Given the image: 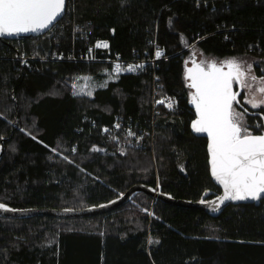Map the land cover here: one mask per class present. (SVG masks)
Segmentation results:
<instances>
[{
    "label": "trees",
    "instance_id": "16d2710c",
    "mask_svg": "<svg viewBox=\"0 0 264 264\" xmlns=\"http://www.w3.org/2000/svg\"><path fill=\"white\" fill-rule=\"evenodd\" d=\"M96 38L125 59L149 56L156 40L166 56L155 70L158 96L172 109L160 105L151 123L148 69L114 76L106 63L68 58ZM191 44L205 56L254 59L263 76L264 0H67L49 34L0 39V203L77 209L135 183L190 201L218 194L207 138L192 129ZM80 75L108 79L79 95L72 81ZM246 109V127L260 133L264 106ZM117 115L152 132L144 149L115 151L104 130ZM0 264H264V198L214 217L143 192L87 217L0 216Z\"/></svg>",
    "mask_w": 264,
    "mask_h": 264
},
{
    "label": "snow or ice",
    "instance_id": "6c2138e0",
    "mask_svg": "<svg viewBox=\"0 0 264 264\" xmlns=\"http://www.w3.org/2000/svg\"><path fill=\"white\" fill-rule=\"evenodd\" d=\"M64 8L65 0H0V35L36 33L49 29L61 17ZM107 46L106 42L97 43V47ZM156 55L160 56L161 53L157 51ZM224 63L229 68L227 72L214 62L209 63L206 70L198 64L188 69L191 83L187 86L195 89L191 94V102L198 114L192 127L197 133H206L209 138L210 172L225 191L224 197L218 198L220 202L227 199H262L264 133L253 135L241 122L247 109L242 113L233 109V101L239 103L236 99L239 93L231 90L232 80L235 78L240 81L243 73L235 61L221 62ZM136 67L141 66L129 65L125 69L116 64L112 71H134ZM259 91L264 93V88ZM249 103L256 108L264 104V101L260 104L252 101ZM129 135L135 134L129 132ZM3 207L0 205V208Z\"/></svg>",
    "mask_w": 264,
    "mask_h": 264
},
{
    "label": "water",
    "instance_id": "95a60500",
    "mask_svg": "<svg viewBox=\"0 0 264 264\" xmlns=\"http://www.w3.org/2000/svg\"><path fill=\"white\" fill-rule=\"evenodd\" d=\"M66 2H67V0H65V7H66ZM64 12H65V8H64V11H63L61 17L64 15ZM57 21H55L54 23H56ZM46 30L47 29H44V30H41V31L36 32V33L14 34L11 36L5 34V35H0V39H11L12 40V39L27 38V37H31V36H38V35L46 32ZM197 64L200 65L199 63H197L195 58L192 57L190 64L187 65V67H186V72H185L186 78L189 77L188 69L194 68L195 65H197ZM201 68H204L205 70L207 69V67L205 68L203 66H201ZM187 81H189L188 84L191 83L190 77H189V80H187ZM231 90L234 93H237V92L239 93L240 86H238L235 90L233 82H232ZM193 92H195V89H193ZM238 96L236 98L237 101H239ZM233 103H235L237 105H241L240 101H239V103H236V101H233ZM193 107H194L195 113H196V118L194 120H197L198 114L196 112V108H195L194 104H193ZM243 109H246V108L244 107ZM192 129H193V127H192ZM262 133H264V127L260 133H256L253 135H261ZM197 134H200V135L205 136L207 138V152H208L207 162H208V167H209V158H210L209 157V138H208L206 133H197ZM2 150H3L2 146H0V156H1ZM209 174H210V178H211L212 182L216 186L219 187L220 192L218 194L211 196L208 199H205V198L208 196L209 191L203 192V194L201 195L199 200L190 201V200H183V199H175L172 196H170L169 194H165V193H162L160 191L155 190V188H153V187L147 186L143 183H135V184H132L131 186H129L124 192H122L121 194H119L118 196L114 197L113 199H111L107 202H104V203H101L98 205H92V206H87V207H83V208H77V209H72V208L53 209V208H36V207H28V208H21L20 209V208H12V207H9V206H6V205L0 203V205L4 206L3 208H0V216L10 217V218H23V217H29V216H33V215L43 214V215H48V216L58 217V218L87 217V216L102 214V213H106V212H109L111 210H114V209L122 206L126 202L130 201L134 197V195L138 192H143L151 198L158 199V200H161V201L169 203V204L182 206V207L198 208V209L205 211L206 213H208L209 215H211L213 217L217 216L222 211V209L229 204H239V203H255V204H258L260 202L261 199L253 200V199L249 198L246 200L227 199V200H224L223 203H221L218 198L224 197V195H225L224 187H223V185L219 184L212 177L211 172H210V167H209Z\"/></svg>",
    "mask_w": 264,
    "mask_h": 264
},
{
    "label": "built area",
    "instance_id": "2783aa9c",
    "mask_svg": "<svg viewBox=\"0 0 264 264\" xmlns=\"http://www.w3.org/2000/svg\"><path fill=\"white\" fill-rule=\"evenodd\" d=\"M55 23L50 26L46 32L41 35L49 34L52 31ZM98 42H106L107 47H97ZM91 50V51H90ZM159 51L161 53L160 56L156 55V52ZM133 53V52H132ZM53 59L57 58L60 60V56L52 55ZM166 56L164 55L163 48L160 47L156 40L152 41V53L146 57H139L138 55H134L129 59L123 58L116 51H112L110 49L109 40L106 38H96L92 42L88 43L85 47V51L82 54L75 55L74 52L70 53L69 57L73 61H78L84 63H106L108 65V70L110 75L118 76L125 74H139L146 69L151 71L152 75V84H151V110H152V118L151 123L153 124V117L158 111V107L160 105L165 106L168 109H172V99L168 96H158V90L161 86L159 82V77L157 76L155 70L158 68V64L160 60L164 59ZM22 59L27 58L26 56H21ZM44 58H47L44 56ZM119 64L122 68H127L129 65L141 67H136L134 71H121L119 73H113V66ZM163 101V103H159ZM170 105V106H169ZM129 132L134 133L135 135H129ZM104 134L107 136V139L112 143L113 148L118 153H124L129 149H144L146 146V138L151 135L152 132H149L147 129H136L134 125L131 124L130 121H126L121 116H115L112 125L104 130ZM150 138V139H151ZM155 190L160 191L159 184H156Z\"/></svg>",
    "mask_w": 264,
    "mask_h": 264
},
{
    "label": "rangeland",
    "instance_id": "374dc122",
    "mask_svg": "<svg viewBox=\"0 0 264 264\" xmlns=\"http://www.w3.org/2000/svg\"><path fill=\"white\" fill-rule=\"evenodd\" d=\"M184 49L190 50V55L187 58V65L190 64L192 57H194L197 63H199L201 66L205 68L209 63L214 62L217 64L218 67H222L223 71L227 72L229 71L227 63L221 64V62L235 61L236 63H238L240 66V71L243 73V75L240 77V81H237V79L234 78L232 82L233 85H236L237 87L240 86L239 94L242 95L241 101L244 103V105H246L250 109H258L264 106V104H261L260 107L253 108L252 104L249 103V101H252L260 104L261 101H264V93L259 91L260 88H264V75L258 76L255 74V71L253 69L254 59H251L246 56H230L224 58L205 56L199 50L195 49V46H193V44L186 46ZM83 78H90V79H83ZM107 79L108 77H106L103 81L105 82ZM187 80H189V77H187ZM72 82L73 85L74 84L76 85L75 87L72 88L73 93L79 95H89L88 94L89 92L92 93L95 88L101 86L104 83V82H98L96 78L90 75L76 76L73 78ZM81 89L83 90L81 91ZM190 91L191 94L194 93L192 88H190ZM233 109L236 112H241V113L243 112L235 104H233ZM241 122L246 126L245 114L243 115V120Z\"/></svg>",
    "mask_w": 264,
    "mask_h": 264
},
{
    "label": "flooded vegetation",
    "instance_id": "af4514ba",
    "mask_svg": "<svg viewBox=\"0 0 264 264\" xmlns=\"http://www.w3.org/2000/svg\"><path fill=\"white\" fill-rule=\"evenodd\" d=\"M236 88H237V86L235 85V86H234V89L236 90ZM240 95H241V94H239L238 98L240 97ZM239 101H240V104H241V105H236V106H237L238 108H241V109L244 108V107L246 108V106L244 105V103H243L241 100H239Z\"/></svg>",
    "mask_w": 264,
    "mask_h": 264
}]
</instances>
